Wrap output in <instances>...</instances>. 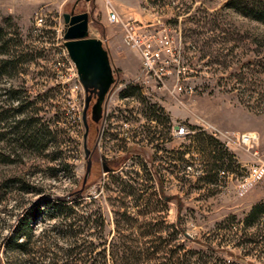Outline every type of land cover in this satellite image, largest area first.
<instances>
[{"label":"rangeland","instance_id":"1","mask_svg":"<svg viewBox=\"0 0 264 264\" xmlns=\"http://www.w3.org/2000/svg\"><path fill=\"white\" fill-rule=\"evenodd\" d=\"M108 1L121 19L168 39L174 60L161 81L141 69L120 25L107 21L104 0H0V27L24 53L0 75L21 111L0 114V264H123L119 253L155 244L172 225L183 234L163 250L183 241L191 264H264V216L243 222L264 201V183L244 190L238 180L250 160H264V18H253L264 0ZM70 11L87 13L88 36L107 50L114 78L96 123L89 101L84 139V93L61 37V14ZM7 104L16 101H0ZM17 119L38 142L20 138L23 123L7 134ZM190 125L224 145L231 169L197 178L206 158L188 139ZM246 132L255 137L249 147L236 140ZM83 141L90 167L82 183ZM186 148L192 164L181 170L178 152ZM60 201L75 214L57 213L51 205ZM14 235L26 241L22 250L11 248Z\"/></svg>","mask_w":264,"mask_h":264},{"label":"trees","instance_id":"2","mask_svg":"<svg viewBox=\"0 0 264 264\" xmlns=\"http://www.w3.org/2000/svg\"><path fill=\"white\" fill-rule=\"evenodd\" d=\"M244 15H248L249 13L247 11H243ZM253 18L256 20H262L264 18V11L262 10H256L253 13ZM264 22V21H263ZM7 32L4 31L3 28L0 27V75L6 74L7 71H13L15 69L16 63L19 62L18 57H21L24 53H22L20 50L16 52L15 49L17 45L20 44L19 41L17 43H9L11 42L10 37H6ZM15 35L16 33L13 32ZM12 34V35H13ZM16 36V35H15ZM14 38V37H13ZM13 47V48H12ZM128 91H122L121 97H124L128 95ZM16 91L9 89V88H0V97H5L4 102L8 103V101L13 102L16 101L15 108L11 107L10 104H7L4 109L0 106V114L1 112H8L11 111V114L9 115L10 118H13L21 112L20 110H17V106L20 105V102L18 101V97L14 95ZM0 100V101H2ZM0 120L2 118L0 117ZM21 123L24 125L21 126ZM21 126L19 128V131L22 130L21 137L23 140H27L29 142H34L35 138H33L32 133L28 134V127L29 124L25 119H17L13 120L11 124L9 125L10 131L7 134H13V132H17V127ZM23 127V128H22ZM189 129L192 130L194 133L192 135H187L190 143L195 146L196 151L201 154V157H205L206 159H202L201 164V172H203L202 175L198 176L197 178L201 181H211L217 174V171L220 169H224L227 171L228 169H231L232 165L234 164V157L233 155L226 150L224 145L220 143L217 139L211 137L210 135L204 133L201 131L198 127L194 125H190ZM30 133V132H29ZM38 142V140L36 141ZM189 150L188 148L182 149L178 152V162L181 166V170H184L186 166L190 167L192 162H190V158H183V154L186 153V151ZM109 170V169H108ZM111 170V169H110ZM183 174V173H182ZM162 194V193H161ZM160 194V195H161ZM163 196V195H161ZM52 208L57 213H62L66 210V214L69 216L70 214H75L72 210L68 209V207H64L63 202H56L52 203ZM37 206L31 208L30 211H28L27 218L33 215V211H35ZM264 216V201L259 202L256 204H253L247 215L244 217L243 222L245 225L249 226L253 224L259 217ZM81 218H84L87 220L89 218V214H85L81 216ZM97 218L99 221V225H102V219L100 213H97ZM176 226V228H175ZM183 234V227L180 225H172V232L168 233L165 236H158L156 237L157 240L155 241V244L151 245L152 240H149V244L144 249H137V251H130L128 253H123L122 251L120 254V259L122 261H125L123 264H135V263H128L126 261L127 258L134 257V261H146V264H191L190 258H191V250L187 249L183 243V241H179L176 243V245L173 248L165 249V246L168 245L171 240H173V236H179ZM17 235L13 236L11 248L22 250L23 245L26 244V241L24 242H17L16 241ZM177 238V237H176ZM88 255V254H87ZM86 255V256H87ZM129 255V256H128ZM101 256H104V252L101 253ZM116 256V253L111 252V257Z\"/></svg>","mask_w":264,"mask_h":264},{"label":"water","instance_id":"3","mask_svg":"<svg viewBox=\"0 0 264 264\" xmlns=\"http://www.w3.org/2000/svg\"><path fill=\"white\" fill-rule=\"evenodd\" d=\"M61 19L64 26L61 36L62 45L75 68L77 80L84 93V103L81 111V121L84 127L82 137L84 139L87 132L85 113L89 101L93 99L89 106V119L96 123L101 117L104 98L114 82L113 69L109 62L107 50L102 46L101 41L88 36V15L86 12L73 13L70 11L62 13ZM83 152L86 161L82 183L85 181L90 167L89 151L85 148L84 141ZM101 170L103 172L108 171L105 163H101Z\"/></svg>","mask_w":264,"mask_h":264},{"label":"built area","instance_id":"4","mask_svg":"<svg viewBox=\"0 0 264 264\" xmlns=\"http://www.w3.org/2000/svg\"><path fill=\"white\" fill-rule=\"evenodd\" d=\"M104 13L110 23L119 24L122 30V40L125 44L136 47L141 55V69L152 76V80L161 81V78L169 73L166 65L172 57L171 46L168 45V39L163 35L155 36L149 30L148 25H143L135 20L121 19L108 0H104ZM34 22H42V14L34 15ZM165 56H162V55ZM168 54V56H166ZM183 127H177L174 130L175 135L183 133ZM236 140L249 147L252 145L255 137L250 132L241 133L236 136ZM222 173V171H220ZM242 189H248L255 184L264 183V160L252 159L244 167L238 176Z\"/></svg>","mask_w":264,"mask_h":264},{"label":"flooded vegetation","instance_id":"5","mask_svg":"<svg viewBox=\"0 0 264 264\" xmlns=\"http://www.w3.org/2000/svg\"><path fill=\"white\" fill-rule=\"evenodd\" d=\"M92 101H93V99H92Z\"/></svg>","mask_w":264,"mask_h":264}]
</instances>
